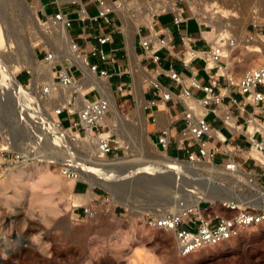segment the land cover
<instances>
[{"label": "rangeland", "instance_id": "374dc122", "mask_svg": "<svg viewBox=\"0 0 264 264\" xmlns=\"http://www.w3.org/2000/svg\"><path fill=\"white\" fill-rule=\"evenodd\" d=\"M153 1L155 0H125L127 3L126 15L120 17L122 25L130 31L129 38L134 35V48L139 43V40L138 43L135 40L143 25L141 23L145 20L144 12L153 14V11H158L156 7L163 4L161 0H156L153 5L147 4V2L152 3ZM171 1H177L178 6H183L180 4V0ZM220 1L223 8L230 2V0ZM232 1H234L233 5L226 9L234 10V17L223 18V14H217L216 17L226 21L230 25L229 28L232 27L229 30L231 37L233 36L237 40L233 49L235 51L228 52L226 57L229 59L230 72L239 77L246 70L264 64V51L253 52L248 45L240 44L238 38L243 34L244 37L253 35L254 40H264V17L258 20V27H255L253 22H249L243 31L241 15L246 10L251 12L253 8L264 10V0ZM119 2L122 3V0ZM183 3H186V0ZM41 5L40 0L39 2L36 0H0V151L4 150L5 132L14 136L15 142L14 147L5 153V158L2 153L0 156V264H264V224L249 228L235 240L203 248L187 256L178 254L172 231L156 229L147 224L146 219L155 208V203L163 202L162 199L168 197L167 193H169L170 201L176 198H185V194L186 197H189L192 195L193 189L194 194L201 197L205 195L204 189L201 187L208 185L214 191L221 189V195L225 198L248 201L255 197V191L249 185L236 182L230 176L209 180L206 175H202L200 165L194 166L196 175L193 180L183 179L180 182L181 186L180 184L170 186L177 187L181 196H177L176 193L170 191L171 189L164 190L165 192L162 193L164 196H158L160 194L153 193L156 186L147 187L144 185V181L151 178L152 175L138 173L132 180L137 181L139 176L145 179H139V184L130 186L119 182L120 184L115 188V197L105 185L90 186L91 190L100 196L96 195L90 206H73L71 209L72 192L84 193L89 188V184L83 181V177L76 180L83 182L87 187L86 190L81 191L80 188H74L75 181H71L72 184H70L69 180L62 177L61 167L64 162L65 164L69 162L70 157L67 153L69 151L66 148L63 149L65 144L50 137L45 126V113L50 112L55 118L56 114L52 108L60 104L57 99L53 98L54 93L51 98H48L49 100L45 99V101L39 96L43 86L52 85L50 77L46 76L48 62L44 60L45 51L48 49L55 53L61 52V54L65 51H62V46L56 44L52 39V33L60 26L45 25L47 17L44 9H40ZM187 14L191 15L192 12L188 10ZM171 16V13H166L161 21L169 22ZM138 20H141V23L138 32L135 33L133 24ZM205 30L211 32L212 27L208 26ZM188 31L193 36L200 34L196 18L189 21ZM203 35L206 36L204 32ZM207 37L212 41L209 36ZM196 47L202 48L201 45H196ZM225 61L228 63L226 59ZM15 63L18 65L32 63L37 70V80L33 83L35 84L33 89L35 87L36 89L35 92L30 90L32 94L31 97L29 95V98L26 97L27 94L24 96V93L19 91L13 83H10V80L6 81L7 79L5 80L3 76L2 68L10 67L12 72L16 73V81L20 82L22 87L27 88L32 84L33 76L28 73L31 71L30 68L26 66L17 72V66L13 67ZM66 63L67 67L69 61L66 60ZM72 69L76 70L75 67ZM24 72L29 75V78L27 81L24 79L26 82L22 83L19 80V75ZM2 81L7 83L2 85ZM84 82L78 79L77 85L83 88L86 86ZM133 82L131 87H128L129 90L131 89L132 101L130 102L123 101L117 96L125 92L126 89L113 88L108 81L116 106L118 105L117 109L118 111L120 109L122 114L120 111L119 113L122 116L131 115V118L126 119V123L134 121L131 124L133 128L129 129L132 132L135 131V134L146 132L151 142L150 144L145 143V149L149 151L147 152L148 156L151 158L160 157L159 149L147 130L148 110L144 107L149 102L140 108L138 114L139 108ZM146 87H148L147 82ZM146 87L143 89L141 87L142 96H144ZM73 94L78 96V108L76 107L78 110L84 104L82 100L85 95L88 94L87 98L91 100L101 98L99 93L94 90V86L90 84L85 87L83 93L74 92ZM110 110L111 112L107 115V123L105 122L106 124L100 127L99 131L94 132V138H97L96 135L99 132L107 133L111 129H118V132L123 135L124 132L119 131L114 111L111 108ZM64 115L67 113L64 112L62 116ZM133 115H135L133 117L135 120L132 119ZM68 118L74 120L77 117L68 116ZM113 139L117 145H120V149L110 158L126 157V146L128 148L134 146V140L127 137V142H132L129 143V146L120 143V134L118 133L113 134ZM93 148L94 151L95 148ZM59 149L62 151L58 152ZM80 149L84 152L83 154L86 153L85 149ZM16 155H21V158H16ZM75 155L78 156L80 168L82 167L80 170L93 169V166L90 165L91 159L87 161V156L80 157L79 153ZM167 155L173 159L176 158L172 149ZM59 162H63V165ZM134 164L138 163L130 161L125 166ZM243 168L244 171L255 174L258 183L264 188V176L259 175L262 172L259 166L254 165L252 169L244 166ZM56 182L58 183L57 187L55 186ZM166 187L169 188V186ZM121 191L123 193L119 194ZM89 195L91 196V192ZM201 202L206 203L205 205L209 203L208 200H201ZM91 206L96 210L94 215L82 214L78 216L76 214L79 213L77 209H80L82 213L84 208ZM260 207L264 208L262 205Z\"/></svg>", "mask_w": 264, "mask_h": 264}, {"label": "built area", "instance_id": "2783aa9c", "mask_svg": "<svg viewBox=\"0 0 264 264\" xmlns=\"http://www.w3.org/2000/svg\"><path fill=\"white\" fill-rule=\"evenodd\" d=\"M79 1L73 0V3ZM93 1L98 3V12L96 15H90L85 5H83L79 11L80 20L83 22L88 20L96 22L101 18L108 20L109 13L112 11L117 12V10L109 5L107 0ZM183 1L180 0V4L183 6H178L179 4L175 1L174 9L160 12L154 11L152 22L149 24L144 20L141 23L143 25L139 29L140 46L143 56L154 64L153 73L150 75L151 78L148 84L161 92L163 102L175 99L181 101L185 107L183 118L186 121V126L179 133L180 138L177 146L180 151L187 154V158H176L191 164L208 162L217 166H227L228 168H233L230 167L231 161H235L243 168L242 163L234 158L236 152L243 151L242 149H237L236 147L222 149L218 143L212 142L216 138L222 143L227 140L226 137L222 136L213 127L212 122L209 120L208 117L213 115V118L220 119L230 132H242L246 136L250 142V147L243 151L246 160L257 163V166L264 173V64L246 70L239 77H236L230 70L226 73H221L222 69H228L229 66L225 61L226 47L228 45L235 46L237 44L236 38L233 36L228 38L222 37L220 42L211 41L207 36L203 35L200 18L195 15L189 1L186 0V3H183ZM210 1L219 2L220 0ZM188 10L192 12V16L199 23L201 28L200 39L204 40L207 48H197L194 45L197 39L191 37L189 34H185L181 37L184 49L177 53L176 56L184 66H190L193 61L198 59L203 60L204 70L207 72L209 78L208 82H202L193 75L189 80L190 86H186V79L173 67L165 70L161 66L162 57L159 52L163 48L172 50L174 38L165 28L158 29L156 27L157 18L166 13L173 14V22L179 26L187 20L184 15ZM46 17L48 24L51 21L56 24L62 23L67 30L73 24V19L61 10L50 15L46 14ZM258 25V22L254 23L255 27H258ZM246 38L248 41L254 40L253 35H248ZM110 40L111 36L109 34L99 36L98 42L100 46H94L90 51V55H87L82 52L78 43L71 38L72 49L78 51L83 56V60L86 62L89 71L107 80L112 76V73L107 68H102L98 62L91 61L90 56L98 58L100 62H106L109 55L101 46ZM55 56L53 50L47 49L44 60L52 61ZM74 67L77 70L76 65L63 68L57 64L54 69L55 81L62 87L70 86L76 81V70L72 69ZM28 73L33 76L31 71H28ZM164 74L178 85H181L182 89L180 93L177 94L162 84L160 76ZM222 77L226 78L228 84L224 87H222L220 81ZM231 87L235 89V93L229 91ZM119 88L122 89V87ZM194 89L201 90L203 95L197 97L193 92ZM42 93L47 96L50 93V86L45 85ZM238 95L241 98H238ZM75 97H72L71 106L75 102ZM226 97L230 99L229 102L225 101ZM157 101V99L150 100L146 108L157 105ZM196 106H201L203 111L198 112ZM64 112L67 113L69 126H65L64 120L61 118ZM109 112V101L102 97L95 100L86 98L83 107L79 110H72L69 107L63 106L55 109L58 127L70 131L71 138L74 141H78V139L82 141L81 136L86 137L90 131H99V128L106 124L104 119ZM68 116H76L77 118L73 120L68 118ZM250 125L257 126H254L255 128L250 130ZM98 134H101V132ZM176 136L169 129H163L159 135L156 147L168 154L169 139ZM119 149L120 145L115 143L113 135L102 137L100 135L96 143V155L99 158H110ZM252 150L257 151L262 159L250 155ZM222 151L229 155V159L224 165H219L215 160L217 154ZM7 152V150L2 151L4 158ZM16 158H21V155H16ZM61 173L65 177L79 180V172L69 163L61 167ZM205 204L201 202L198 205L190 206L184 200L179 199V204L174 209L151 212L146 221L150 227L165 229L174 233L175 246L180 256H187L197 250L235 240L249 228L264 224V208L241 205L235 200L209 201L207 205ZM77 211H79V213H76L78 216L82 214L88 216L96 213L93 206L84 208L82 213L80 209H77Z\"/></svg>", "mask_w": 264, "mask_h": 264}, {"label": "bare ground", "instance_id": "6f19581e", "mask_svg": "<svg viewBox=\"0 0 264 264\" xmlns=\"http://www.w3.org/2000/svg\"><path fill=\"white\" fill-rule=\"evenodd\" d=\"M161 1L163 4L158 5L156 7L158 12L170 10L172 8L174 9V5H175L174 1H171V0H161ZM188 1H189L190 6L193 8V10L195 12V15L197 17H199L201 20V24L203 26V32L205 33L206 36H209L213 42H220V39L222 37H225V38L231 37V32L229 30L232 27L229 28L230 25L227 24L226 21L220 20V18L216 17V16H217V14H223L224 15L223 18H228L229 16L234 17V15H235L234 10L230 11V10L226 9V8H230L233 5L234 1L230 0L229 4L227 6H225V8H223V4L220 3L222 1H220V2H212L210 0H188ZM155 3H156V0L153 1L152 3L147 2V4H152V5ZM109 5L111 7H113L115 10H117L121 17H124V15H126L127 3L125 1H122V3H120V4L110 3ZM40 9L42 10V8H40ZM216 10H218V11H216ZM242 12H244V11H242ZM241 15H242V22H243L242 27H243V31H244L246 25L249 22L257 23L261 17H264V10H260V9L256 10L255 8H253V10L251 12H248L246 10ZM143 18L150 24L152 22L153 14L145 11ZM216 19L218 20V22ZM140 23H141V20H138L137 22H135L133 24V28L135 29V33L138 32V27H139ZM45 25H50L53 27L60 26L59 28H57L52 33V39L54 40V42L56 44L62 46V48H63L62 51H65L66 53L64 52L63 54H61V52H58V53H55L56 56L52 61H46L45 60V62H48L46 64V76L50 77V82L52 83V85L50 86V93L47 96L43 95V93H42V89L45 86H43L42 89L40 90L41 95H39V94L38 95L41 96L42 100L44 99V101H45V99L49 100L48 98H51L52 94L54 93L53 98L57 99L60 103L58 106H55L52 108V109H54V112H55V109L57 107H62V106L63 107H69L72 110H78V109H76V107L78 108V96L75 97L74 104L72 106L70 105V102L72 101V97L74 96L73 93L74 92H78L79 94L83 93L85 87L90 84V85L94 86V90L96 92H98L99 95L103 99H106L109 101V110L111 108L114 111V116H115V118L118 122V126L120 128L119 131H123L125 133V134L123 133V135H124L123 136L121 133L118 132V129H116V130L111 129V131H109L107 133L101 132V134L96 135L97 138H94L93 137L94 132L90 131L87 133L86 137L81 136L82 141H80L79 139H78V141H74L71 138L70 131L63 130V129L58 127L57 122H56L57 116H55V118H54L50 112L45 113L46 114V118L44 120L45 126L48 130L50 137H52L53 140L58 141L59 143L65 144V146H63V149L66 148L69 151L67 153L70 157L68 163L71 164L74 167V169H76L79 172L78 178L82 179V177H83V181L85 183L89 184L88 190L84 193L72 192V201L70 202L71 209L73 208V206H81V205L90 206L91 201L96 197V194L91 190L90 186H94L96 184L105 185V187L107 186L108 187L107 189H109V191L115 197V194H116L115 188L118 186V184L124 183V184H127L130 186L129 178H131V176L132 177L136 176L138 173H148V174L152 173L153 174V173H156L158 171H165L166 169H171V170L176 171L179 174L188 175L190 173H196V168H195L196 165H200L202 167L201 168V170L203 172L202 175H206L209 180H213L214 178L220 179V178L230 176L236 182L246 183V185H249L250 188L255 191L254 192L255 197L251 200H248V201L238 200V199H234V198L232 199L230 197L225 198V197H222V195H221L222 194L221 189H220V191H214L212 188H210V186L204 185L201 188L204 189L205 195H203V196L200 195L201 197L196 196L194 194L195 191L193 189V191H191L192 195H190L189 197H186V194H185V198H176L173 201L172 200L170 201L169 193H167L168 197L167 198L161 197V198H163L162 199L163 202L161 201V202L155 203L156 205H154L155 208L153 209L152 212H162V211L174 209L179 204V199L184 200L186 202V204H188L190 206L200 204L201 200H208V201H213V202H216L218 200H223V201L235 200L237 203H239L241 205H251V206H255V207H260L262 205V207H264V188L262 186H260V184L258 183L256 175L253 173L244 171L239 166V164L235 161H231L230 167H233V168H228L227 166H217V165H214V164L208 163V162L191 164L187 161H183V160H180L177 158L173 159L171 156L167 155L165 152H162L160 150H159L160 157H155V158L149 157L147 154V152H149V151H147L145 149V143L150 144L151 142L148 139L146 132H143L142 134H139V133L135 134V131L132 132L130 130L131 128H133L131 126V124L134 121H132L130 123H126V119L129 117L131 118V115L130 116H122L119 113L117 106H116L115 99L113 97V94H112V91L109 87V83H108L107 79L98 77L97 75H95L89 71L86 62H84V60H83V56L80 55L78 51H75L74 49H72L71 40H70V37L68 35V30L63 26L62 23L56 24V23H52V21H51V22H49V24H45ZM206 26H211L212 31L210 32L208 30H205ZM127 32H128V36H130V31L127 30ZM238 38H239L240 44L248 45L249 48H251L253 50V52L261 53L264 51V40L255 39L254 41H248L247 38L244 37L243 34H241V36H239ZM235 46H236V44H235ZM235 46L228 45L226 47L225 56H228V52H231ZM66 60L69 61L68 65H76L77 66V70L75 71L76 81H74L68 87H62L59 83H57L55 81V79H54L55 77H53L55 75L54 69H55V66L57 64H59L63 68H65L66 64H67ZM226 60L228 61L227 57H226ZM16 64L17 63H15V65L13 67L16 68V66H17V69H16L17 72L21 71L26 66H28L30 68L31 72L33 73V80H32V84H31L32 87H30L31 85L27 86V88L22 87L21 83L16 81V73L12 72L10 67H6L4 69L2 68V73L4 74L3 76L5 77V80L7 79L6 81L10 80V83H13L14 86L19 89V91L24 93L23 94L24 96H25V94H27L26 97L28 96V98H29V95L31 97V94H32L31 91L35 92V89H36V87L33 89V87L35 86V84H33V83L36 82V80H37V75H36L37 70L32 65V63L19 64V65L18 64L16 65ZM228 64H229V62H228ZM229 68H230V66H228V69H222L220 72L226 73L227 71H229ZM139 73H141V71ZM0 76H1V73H0ZM78 79L83 80V82L85 81L84 83L86 84V86H83V88H81L80 85H77ZM1 83L3 85L4 83H7V82L2 81ZM148 83H149V81L147 82V84ZM29 87H30V89H29ZM54 88H56V90H54ZM87 95H85V97H83L82 103L85 102ZM39 96H38V98L40 99ZM141 96L139 97V100H137L138 101V108H139L138 114L140 112V108L145 104L144 99ZM38 101L40 102V100H38ZM38 101H36V102L38 103ZM82 107H83V104L80 106V109ZM196 109L198 112L203 111L201 106H196ZM110 112H111V110H110ZM162 113L163 112L158 113L159 122H162ZM134 116L135 115L132 116V119H134L133 118ZM104 120L107 123V117ZM254 126L256 127L257 125H250V130L254 129L255 128ZM126 130H127V134H126ZM114 133L120 134V143L122 145H124V144L129 145V143H132L131 141L127 142L126 139L128 137V138H131L132 141L134 140L133 141L134 146L129 145L130 146L129 148H128V146H126V150H127L126 151V157L117 158V159L99 158L96 155L97 154L96 143L98 142L100 135L102 137V136L113 135ZM4 134H5V139L3 138L4 139V144H3L4 150H11V148L14 147L13 144L15 143L14 142V136H10V134L8 132H5ZM123 139L126 141H124ZM80 142H82V143H80ZM89 143H90V145H89ZM92 147L95 148V149L93 148L94 151L92 150ZM146 147H147V145H146ZM80 148L85 149L86 153L83 154L84 152ZM4 150L0 151V156H1L2 151H4ZM59 151H62V149H59L58 152ZM76 153H79L80 157H82V155L87 156L88 157L87 161H89L91 159L90 165L93 166V169L87 168L86 170H84V169L80 170L82 167L80 168V162H78V156L75 155ZM250 155H253L255 157L262 159V157L259 155V153L255 150H252ZM54 161H56V160H54ZM130 161H136L138 164L135 165L136 164L135 163L134 165H131V166H133V168L125 169L121 173L122 168H124V166L127 163H129ZM59 163L62 164L63 162L62 163L59 162ZM63 164H65V162ZM197 168L199 169L198 166H197ZM62 177H65V176H62ZM65 179L69 180L70 184H72L71 181L77 180L75 178H69V177H65ZM138 181L136 182L137 184H139ZM57 185H58V183L55 184L56 187H57ZM180 186H181V184H180ZM119 187H121V186H119ZM156 187L157 188H154L153 193L160 194L158 196H162L163 195L162 193L165 192L164 190H170V189H171L170 191L176 193L177 196L182 195V194H180L181 193L180 190H177V187H175V186L173 188L170 186H169V188H167L166 186H156ZM217 190H219V189H217ZM90 192H91V196L89 195ZM125 192H124V194H125ZM122 193H123V191H121L119 194H122ZM159 199H160V197H159Z\"/></svg>", "mask_w": 264, "mask_h": 264}, {"label": "crops", "instance_id": "0c3cea01", "mask_svg": "<svg viewBox=\"0 0 264 264\" xmlns=\"http://www.w3.org/2000/svg\"><path fill=\"white\" fill-rule=\"evenodd\" d=\"M36 2H39V0H36ZM40 2L42 3L41 6L42 9H44L45 16L46 14L50 15L61 10L73 19V24L68 29V33L70 39L72 38L75 42L78 43L80 49L84 54L90 55V51L94 46H100L98 42L99 36L109 34L111 36V40L101 46L108 52V60L106 62H100L98 58L93 56H90V59L93 62H98L102 68H107L112 73V76L107 81H110L113 88L122 87L121 90L126 89L125 92L117 95L118 97L123 99V101H132V97L130 95L131 89L129 90L128 87H131V84L134 81V92L136 94V99L139 100V97L142 95L141 87L142 89L146 87V82H148L151 78L150 75L153 73L154 68V64H152L150 60L145 59L143 56V51L140 46V34L135 40V42L137 41L136 43H138L139 40V43L134 48V35L129 38L126 28L124 27V25H122V19L120 15L115 11L109 13L107 17L108 20L103 18L99 19L96 22H91L89 20L83 22L82 20H80V14L78 12L83 5H85V8L88 10L90 15L97 14L98 3L93 0H80L77 3H73V0H41ZM107 2L109 4H116L119 2V0H107ZM164 15L165 14H162L157 18L156 27L158 29L165 28L167 32L173 35L174 42L172 44V50L163 48L159 52L162 57L161 66L165 70L173 67L177 72L180 73L182 77L186 79V86H190L189 80L193 75H195L202 82H208L209 78L207 72L204 70L203 60L198 59L193 61L190 66H184V64L176 56L177 53L184 49V44L181 37L185 34H189L191 37L197 39L194 43L195 46L201 45L202 48L200 49L207 48L204 40L200 39L201 28L200 34L194 36L191 35L188 31V23L189 21H192L194 17L192 16V14L190 15L186 12L184 16L187 20H185L178 26L173 22V14L169 22H162L161 18ZM112 59L114 60L112 61ZM140 71L141 73H139ZM28 78L29 75L26 72L19 75L20 81L26 82ZM24 79H26V81H24ZM160 80L165 87L169 88L177 94L180 93L182 89L181 85H178L167 75H161ZM220 81L222 87L228 85L226 78L222 77L220 78ZM147 85L148 87H146L144 90V96H141L144 99V103L146 104L153 99L158 100L157 105L147 108L146 105L144 107L148 110L147 114L149 118V124L147 126V130L150 133V137L155 141L156 145L162 130L169 129L173 134H176L177 136L169 139L168 153L170 149H172L175 152L174 156L180 157L182 159L187 158V154L183 151H180L177 146L178 140L180 138L179 133L186 126V121L183 118V111L185 109L184 104L181 101L175 99L163 102L161 92L158 89L153 88L151 85ZM229 91L231 93H235V89L233 87H231ZM193 92L197 97H201L203 95V92L201 90L194 89ZM238 98L241 97L238 95ZM225 101L229 102L230 99L226 97ZM125 106L127 105L125 104ZM159 112H163L162 122H159L158 120ZM61 118L64 120L66 126H69L70 123L67 119V115L62 116ZM208 118L212 122L213 127L227 139L226 142L222 143L216 138L212 140L213 143H218L222 147V149H225L226 147H236L237 149H242L244 151L250 147L249 140L242 132L232 133L227 129V127L220 119H214L213 115H210ZM243 151H237L234 158L235 160L241 162L245 168L252 169L254 165H257V163L246 160ZM228 159L229 155L222 151L221 153L217 154L215 162L219 165H224ZM259 175L264 176L263 170L259 173ZM74 188H80L81 191H84L87 187L83 182L75 181ZM95 194L97 196H100V194Z\"/></svg>", "mask_w": 264, "mask_h": 264}, {"label": "water", "instance_id": "95a60500", "mask_svg": "<svg viewBox=\"0 0 264 264\" xmlns=\"http://www.w3.org/2000/svg\"><path fill=\"white\" fill-rule=\"evenodd\" d=\"M133 168V166H127L124 168L125 169H130ZM146 174V173H145ZM148 174V173H147ZM148 175H152L151 178H148L146 181H144V185L147 187H152V186H173L175 184H180V182L183 179H190L193 180L194 176L196 175V173H190L188 175L186 174H179L174 170L171 169H166L165 171H158V173H150ZM135 177V176H134ZM148 177V176H146ZM133 177L131 176L130 180H129V184H136V182L139 179H145L143 177L137 178V181L132 180Z\"/></svg>", "mask_w": 264, "mask_h": 264}, {"label": "trees", "instance_id": "16d2710c", "mask_svg": "<svg viewBox=\"0 0 264 264\" xmlns=\"http://www.w3.org/2000/svg\"><path fill=\"white\" fill-rule=\"evenodd\" d=\"M23 83V81H21Z\"/></svg>", "mask_w": 264, "mask_h": 264}]
</instances>
